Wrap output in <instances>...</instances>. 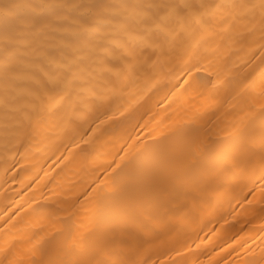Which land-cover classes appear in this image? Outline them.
Returning <instances> with one entry per match:
<instances>
[{
    "label": "bare ground",
    "instance_id": "1",
    "mask_svg": "<svg viewBox=\"0 0 264 264\" xmlns=\"http://www.w3.org/2000/svg\"><path fill=\"white\" fill-rule=\"evenodd\" d=\"M0 264H264V0H0Z\"/></svg>",
    "mask_w": 264,
    "mask_h": 264
}]
</instances>
